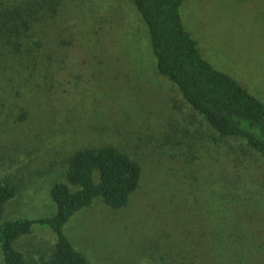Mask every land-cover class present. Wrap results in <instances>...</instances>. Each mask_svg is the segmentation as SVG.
<instances>
[{
  "label": "rangeland",
  "instance_id": "1",
  "mask_svg": "<svg viewBox=\"0 0 264 264\" xmlns=\"http://www.w3.org/2000/svg\"><path fill=\"white\" fill-rule=\"evenodd\" d=\"M180 13L200 54L264 102V0H183ZM43 36L0 65V183L16 188L2 220L54 215L68 159L112 146L139 163L137 187L64 226L91 264H264V159L179 109L131 0H63ZM53 234L35 225L17 246L35 259Z\"/></svg>",
  "mask_w": 264,
  "mask_h": 264
},
{
  "label": "trees",
  "instance_id": "2",
  "mask_svg": "<svg viewBox=\"0 0 264 264\" xmlns=\"http://www.w3.org/2000/svg\"><path fill=\"white\" fill-rule=\"evenodd\" d=\"M62 1L0 0V65L7 56L13 57L12 64L16 65L25 53L40 51L44 26L60 11ZM131 2L147 26L158 72L174 85L175 104L191 108L218 136L240 139L264 159V102L200 54L196 40L182 22L183 0ZM68 162V184L57 182L50 189L56 204V212L50 217L2 220L4 205L14 197L16 188L0 183V247L4 264H91L68 239L66 222L97 197L113 208L125 205L138 185L141 168L112 146L79 148ZM43 224L54 233L51 253L45 251L27 260L17 243L32 234L35 225Z\"/></svg>",
  "mask_w": 264,
  "mask_h": 264
}]
</instances>
